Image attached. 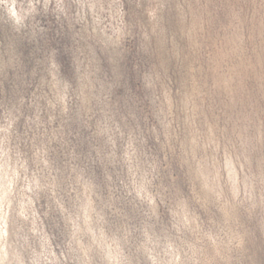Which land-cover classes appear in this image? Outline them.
Masks as SVG:
<instances>
[{"label": "rangeland", "instance_id": "rangeland-1", "mask_svg": "<svg viewBox=\"0 0 264 264\" xmlns=\"http://www.w3.org/2000/svg\"><path fill=\"white\" fill-rule=\"evenodd\" d=\"M0 264H264V0H0Z\"/></svg>", "mask_w": 264, "mask_h": 264}, {"label": "clouds", "instance_id": "clouds-1", "mask_svg": "<svg viewBox=\"0 0 264 264\" xmlns=\"http://www.w3.org/2000/svg\"><path fill=\"white\" fill-rule=\"evenodd\" d=\"M68 96L67 93L57 94L53 101L50 102L52 107H56V105H60L63 110H67L68 106Z\"/></svg>", "mask_w": 264, "mask_h": 264}]
</instances>
